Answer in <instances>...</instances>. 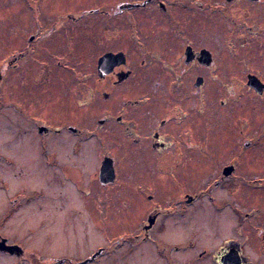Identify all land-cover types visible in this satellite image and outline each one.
Masks as SVG:
<instances>
[{
  "label": "flooded vegetation",
  "instance_id": "1",
  "mask_svg": "<svg viewBox=\"0 0 264 264\" xmlns=\"http://www.w3.org/2000/svg\"><path fill=\"white\" fill-rule=\"evenodd\" d=\"M104 1L95 0V8L77 12L72 20L76 22L74 25L34 26L36 34L29 38L31 47L23 64V73L28 75V80L24 81L26 84L23 83L27 96L20 98L23 94L19 90L14 95L12 107L16 117L22 115L24 122L30 125L33 136H36L38 153L47 164L62 167L59 172L68 173L80 194L82 191L90 192V188H83L82 170L76 164L61 165L52 151L69 144L71 155L81 153V158L86 150L96 152L101 149L106 152L102 154L100 167L105 158L110 159L114 180L103 184L100 167L90 175V182L95 181L97 191L98 188L107 191V199L101 200L98 195L91 197L94 217L91 223L88 216L84 218L92 225H98L99 219L106 223L111 219L107 217V211L118 205V192H123L121 199L124 200L127 215L123 223L128 231L122 244H119L120 237L112 245H121L127 253L130 246H133V251L141 245L155 244V254L167 264H260L261 258H264L261 251L255 254L256 259H251L242 242L229 239L226 235L228 239H222V234L229 227L245 233L242 227L245 222L239 221L242 213L245 220H251L257 217L260 210L259 207L249 206L253 200L250 191H258L256 187L248 186L247 180L240 185L241 175L238 172L244 171L239 169L238 156L245 151L242 157L249 162L257 158L260 162L264 157V120L259 121L264 118V0H112L107 5ZM152 13L156 21L157 40L150 42L149 37L141 33L147 30L145 23L147 17L153 16ZM70 16L68 14L66 18ZM126 28L130 33L139 35L131 34L126 41ZM244 32L250 36L253 34L254 39H242ZM217 33L223 34V39L217 38ZM164 35L171 39L165 40ZM123 41L125 45L116 47L115 43ZM43 42L48 44L38 45ZM86 43H90L93 53L83 59L82 55L87 53ZM151 46H155V50ZM106 55L112 57V61L102 66L99 62ZM21 60H24L22 52L11 59L14 67H18V62L20 67ZM154 66L155 77L149 80ZM6 67L4 64L0 67V109L3 104L9 105L4 103L1 92ZM88 68L89 73H86ZM82 72H85L84 75ZM85 76H93L95 87L83 92L81 83ZM133 79L148 88L136 91L130 86ZM251 79V83L255 81L257 86L249 84ZM56 83L69 90L67 104L50 105L47 95L35 93L34 88L37 87L43 92L45 87L56 89ZM15 85H18L17 82ZM121 88L122 106L110 107L96 120L95 130L101 133L87 136L89 132L82 127V107L91 104L94 97L97 103V99L109 101ZM211 89L219 92L218 108L214 110L213 103L209 104L208 99ZM97 94L99 97H96ZM160 97H163L162 101ZM17 124L19 128L23 127V124ZM118 132L121 133L122 143L125 142L122 144L125 154L130 155L127 181L126 172L120 175L115 170V155L120 152L116 148L117 143H111L110 147L105 143L106 140L114 141ZM243 135L246 137L242 138ZM197 151H202L203 155L205 153L203 157L214 161L229 159L227 164L216 170L220 175L213 180L210 189L232 192V197L215 200L207 195L210 203L205 211L207 216L189 220L195 212L192 211L186 212L189 217L177 216L174 218L178 220L174 221L172 212H185L188 206L198 201L199 196H190L185 192V200L169 201L162 210L159 183L166 177V183H163L174 188L173 185L178 187L182 184L181 177L188 181L190 176L187 172L196 170L190 169V157ZM90 154L87 153L86 157ZM149 163L156 168L151 169ZM253 169L255 167L246 172ZM129 187L137 191L134 201H127ZM244 191L247 192V199L242 197ZM132 203L145 208L141 223L134 232L128 214ZM98 213L102 217L98 218ZM198 220L205 229L200 231L203 236L196 228ZM246 235L255 236L254 233ZM193 236L202 240L196 243ZM260 237L264 241V234ZM161 238H170L172 244L162 248V244L156 243ZM3 239L7 246L15 245V253L19 251L18 244L8 243L0 232V242ZM183 249L187 251L186 258H191H176L177 261H174L172 252L180 253ZM103 250L105 248L99 247L89 259L74 263L65 262V259L62 264H92L103 254ZM15 253L0 250V254L10 256H16Z\"/></svg>",
  "mask_w": 264,
  "mask_h": 264
},
{
  "label": "rangeland",
  "instance_id": "2",
  "mask_svg": "<svg viewBox=\"0 0 264 264\" xmlns=\"http://www.w3.org/2000/svg\"><path fill=\"white\" fill-rule=\"evenodd\" d=\"M111 1L105 0L104 4L107 5ZM94 3L95 0H0V67L3 64L7 66L1 92L4 103H9V105L3 104L0 109V232L7 239L8 243L18 244V247H20L19 256L0 254V264H60L59 262L62 264V261L65 259L67 260L65 262L74 263L89 259L99 247H103L105 250H103V254L100 255L99 259L92 264H167L156 255L157 253L155 254V244L141 245L138 248H134L133 251H131L133 246H130L131 248L127 253L124 252L121 245L118 247L112 245V242L114 243L117 239L120 240V237H122V240H120L119 244H122L126 231H128L123 223L124 216H127L123 207L124 200L121 199L123 192H118V195H120L118 205L107 211V217H110V220L104 223L102 219H99L98 225L90 224L91 219L94 217L90 198H95L98 195V198L101 200L107 199V191L99 188L97 191V187H94L96 185L95 181L90 182V175L98 171L102 154L106 152L101 151V149L96 152L95 150H91V152L90 150H86L83 151V158H81V153L71 155L69 144L61 145L52 151L61 165L66 163L76 164L82 170L83 179L85 180L83 188H90V192L82 191L80 194L75 189L74 182L67 175L68 173L59 172V169H62V167H50L46 160L43 159V156L38 153L36 136H33L30 125L24 122L22 115L17 118L15 109L12 107L14 95L18 90L23 94L20 98L27 96V91H23V83L26 84L24 81L28 80V75L23 73V67H25L23 64L28 57L27 52L31 47L28 43L29 38L36 34L34 33V26L74 25L76 22L72 20L77 16V12L82 13L89 10V8H95ZM68 14L71 16L66 18ZM152 15L147 17V22L145 23L147 30L141 33L143 36L147 35L150 42L157 40L155 38L156 21L154 13ZM37 20H40L39 23L36 22ZM78 22L80 23V21ZM131 34L133 36L139 35L130 33L126 28V41L132 36ZM216 35L217 38L223 39L224 37L220 33ZM252 35L250 36L249 33L244 32L242 39L253 40L254 37ZM164 37L167 41L171 39L168 35H164ZM134 38L136 40L139 39ZM44 44H48V42L39 43L38 45L42 46ZM115 44L116 47L125 45L124 41ZM151 47L152 50H155V46ZM85 48L88 54H83V59L88 58L90 52L93 53L90 43H86ZM21 52L23 53L24 60H21L20 67L19 62L18 67H14V61H11V59L18 57ZM150 61L154 63L153 60L150 59ZM5 63H8V65H5ZM18 68L20 72H18ZM89 69H86L85 72L89 73ZM85 72H82V75ZM150 74L149 80H153L155 77V66L150 71ZM82 78L81 85L84 87L83 92L94 89L95 82L93 81V76ZM35 80L37 83L36 78ZM16 82L17 86L15 85ZM194 82L195 78L192 81V85ZM132 83H130V86L136 89V91L141 88H148L147 85H140L134 79ZM211 88L213 89V86ZM220 88L221 86L218 87V89ZM34 89L36 94L47 95L46 97L50 101V105L67 104L66 100H68L69 90L63 88L58 83H56V89L45 87V92L40 91V87ZM121 89L116 91L114 97L109 101L97 99V103L94 97L91 100V104L82 107V127L85 131L89 132L86 134L87 136H92L93 133L97 132L101 133L99 130H95L96 120L103 116L102 114H106L110 107L115 109L119 105L120 107L122 106L123 88ZM212 89L208 99L209 104L213 103L212 109L214 110L218 108L217 98L219 97V92L217 90L212 91ZM96 97H99L98 94ZM61 98L65 100L58 101ZM160 98V101H162L163 97ZM113 99L115 102H113ZM215 102L217 103L215 104ZM22 103H25V101ZM83 103H85L84 100ZM108 104L109 107L107 106ZM261 120H264V118L261 117L259 121ZM17 123L23 124V127L19 128ZM245 131L247 130L245 129ZM114 136H116L114 141L106 140L105 143L109 147L111 143L115 142L118 144H116V148L120 152L115 155V170L120 175L122 172H126L127 181V176L129 175L128 159H130V155L128 153L125 154V148L122 145L125 142L122 143L121 133L118 132ZM104 137L106 136L102 138ZM244 137L246 135L242 136V138ZM86 144H89V142ZM201 152L197 151L195 152L196 154L190 157V169L196 170L195 172H187L190 176L188 181L181 177L182 184L178 187L173 185L174 188L166 186V177L162 180L165 183H159V188L162 189L160 194L162 197L160 199L162 200V210H165L169 201L178 202L179 200H185V195H183L185 192H188L190 196H199L198 201L192 206H188L189 208L185 212H172L171 216L175 219L174 221L178 220V218H174L177 216L189 217L186 212L191 213L192 211L195 212L192 213L189 220L207 216L205 211L210 205L207 195L213 196L215 200L230 199L232 197V192H224L221 189H210L213 180L220 175V172H216V170L227 164L229 159L214 161L212 158L203 157L205 153L203 152V155ZM87 153L91 154L86 157ZM243 153L238 156L239 169L244 171L238 172L241 175L240 185L244 184L243 180H247L248 186L256 187L258 191H250L253 200H251L252 202L249 206L253 208L259 207L260 210L258 211L257 219L245 220L242 213L239 221L245 222L242 224L245 233H242V230L237 231L234 227H229L222 234V239L229 238L242 242L245 250L251 255V259H256V253L261 251V255H264V241L260 237L261 234H264V220H262L264 217V199L262 198L264 196V191L262 190L264 188V157L260 159V162L259 158L249 162L248 159L242 157ZM209 159L210 161L206 162ZM97 163L98 166L96 165ZM148 166L151 169L156 168L152 163H149ZM252 167H255L252 172H246V170H252ZM204 170H208L209 172H204ZM64 174L67 176H64ZM134 184H137V182H134ZM129 188L130 190L127 191V201H134L137 191L133 187ZM79 194L81 195V199H79ZM242 197L244 199L248 198L246 191L242 193ZM79 200L81 202H78ZM175 210L177 211V208ZM144 211L145 208L139 204L132 203L130 205L128 214L132 222V232L141 223ZM99 213H101L100 209ZM99 213L97 215L98 218L99 216L102 217V214ZM84 216H88L90 223L86 222L87 219L85 221ZM103 216H105L104 213ZM230 217L232 218V216ZM196 222H198L196 223V228L199 229L197 231L200 233L199 235L203 236V233L200 232L205 230L202 229V222L199 220ZM197 231L195 232L196 234ZM246 233H254L255 236L246 235ZM169 239H157L156 243L162 244V248H165L168 244H172V240ZM193 240L199 243V240L202 239H199L198 236H193ZM220 241H217V243ZM222 242H225V240ZM185 250H180V253L172 252L174 261L184 258L186 260L190 259L191 257L186 258L188 254ZM182 252L184 254H181ZM159 259L161 260L160 262ZM263 259L261 258L262 262L260 264H264Z\"/></svg>",
  "mask_w": 264,
  "mask_h": 264
},
{
  "label": "water",
  "instance_id": "3",
  "mask_svg": "<svg viewBox=\"0 0 264 264\" xmlns=\"http://www.w3.org/2000/svg\"><path fill=\"white\" fill-rule=\"evenodd\" d=\"M110 61H112V57H109V55H106L100 60L99 64L102 66H105V65H108ZM251 82H252V79L250 80V83H249L250 85H252V87L257 86L255 81H253V83H251ZM100 178H101V181L103 184L112 183L114 180V170H113V166H112V161L108 158H105L101 164ZM14 248H15V246H7L6 240H4V239L0 242V250L3 252H7L9 254H14L15 253ZM18 250H19V248H18ZM97 254L98 253H96L95 255H97ZM15 255L19 256L20 250L17 251L15 253ZM95 255L93 257H95ZM233 255H235V253H233ZM85 263L86 262H84V264Z\"/></svg>",
  "mask_w": 264,
  "mask_h": 264
}]
</instances>
